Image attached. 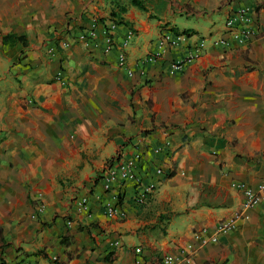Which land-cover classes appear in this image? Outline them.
Listing matches in <instances>:
<instances>
[{
  "label": "crops",
  "instance_id": "1",
  "mask_svg": "<svg viewBox=\"0 0 264 264\" xmlns=\"http://www.w3.org/2000/svg\"><path fill=\"white\" fill-rule=\"evenodd\" d=\"M143 3L0 0V264H134L136 247L143 264L165 255L175 264H264V202L244 208L232 186L264 181V0ZM240 5L257 12L249 44H208L189 60L199 38L223 36ZM120 7L110 52L102 35L76 41L92 18L107 24ZM129 28L132 75L116 65ZM185 31L186 41L159 48L164 34ZM7 35L23 38L2 50ZM61 40L70 46L49 54ZM158 48L155 61L141 63ZM173 60L184 61L180 71L170 72ZM137 149L140 185L106 191V166ZM82 197L89 213L77 210ZM238 213L216 242L194 237Z\"/></svg>",
  "mask_w": 264,
  "mask_h": 264
},
{
  "label": "built area",
  "instance_id": "2",
  "mask_svg": "<svg viewBox=\"0 0 264 264\" xmlns=\"http://www.w3.org/2000/svg\"><path fill=\"white\" fill-rule=\"evenodd\" d=\"M257 17L256 8L251 5H240L234 9L230 15H228L224 22V34L220 37H215L211 39L199 38L193 44L192 55L188 58L193 59L201 54L205 50L208 44H211L215 47L232 49L235 47H244L249 44V42L255 36V18ZM117 24L113 21H110L107 24L100 23L97 18H92L88 28L85 31H81L76 37V41L82 43L85 46L89 45V42H95L99 35L103 36L104 40V51L110 52L114 47V38L113 32L115 31ZM135 32L133 29L129 28L126 30L123 39L118 47L117 56H116V65L119 68H125L128 75H132L133 71L130 68H127V54L126 49L128 48L131 40L133 39ZM186 34H175L170 36V34H164L159 38L158 46L159 48L163 45L169 47H175L179 43L187 40ZM70 41L61 40L59 43L52 44L48 47V53L54 54L61 50V48H67L70 46ZM151 51L141 58V63L145 64L148 62L155 61L160 55L161 51L159 50ZM184 61L182 60H173L169 63L170 72L180 71L183 67ZM142 73V71H140ZM56 80L64 83L65 80L62 77V73L59 72L56 75ZM168 145V142H165V146ZM160 148L155 149L159 151ZM142 159V153L140 150H134L133 153L129 154L126 158L114 160L109 165L106 166L103 171L102 176V185L103 188L108 191L111 189L113 184H122L127 181H131L136 185H140L142 182L141 175L138 173V163ZM156 173L160 174L161 169H156ZM233 187H236L243 191L244 194V208H250L252 206L258 205L264 202V181L259 183L256 188H251L242 182L232 183ZM154 183L146 184L142 187L141 192L135 198L137 203H143L146 199L148 193L154 189ZM77 210L80 212L89 213V206L86 197H82L77 202ZM106 213L108 215H113L116 213L115 207L108 203L106 206ZM241 216V213H238L232 219H224L219 221L214 227L213 231L208 234L207 230L203 229L200 232H196L194 237L199 240L201 245H206L210 242H216L220 235L231 231L236 225L235 220ZM66 224L68 226L72 225L70 219L67 220ZM115 245L119 244L118 241L114 242ZM188 249H193L192 245L187 246ZM134 264H143L141 259V248H134ZM18 264H36L28 261H21ZM160 264H175L174 260L165 255L161 258Z\"/></svg>",
  "mask_w": 264,
  "mask_h": 264
},
{
  "label": "trees",
  "instance_id": "3",
  "mask_svg": "<svg viewBox=\"0 0 264 264\" xmlns=\"http://www.w3.org/2000/svg\"><path fill=\"white\" fill-rule=\"evenodd\" d=\"M131 5L136 6L139 9H145V5L143 3V0H129ZM124 9L122 7L119 8V12H111L110 13V20L113 21L115 24H121L122 19L119 15V13L123 12ZM100 21V20H99ZM183 34H188L187 31L183 32ZM22 36H18L16 37L15 35H7L5 37H3V42H2V46L1 49L5 50L10 43H12L14 40H22Z\"/></svg>",
  "mask_w": 264,
  "mask_h": 264
}]
</instances>
